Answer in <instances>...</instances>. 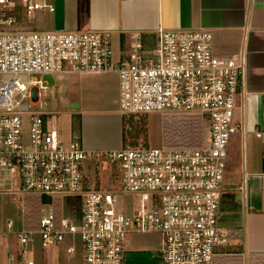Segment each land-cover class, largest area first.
<instances>
[{
    "label": "built area",
    "instance_id": "obj_1",
    "mask_svg": "<svg viewBox=\"0 0 264 264\" xmlns=\"http://www.w3.org/2000/svg\"><path fill=\"white\" fill-rule=\"evenodd\" d=\"M41 9L54 11L46 1L0 0V194L77 193L83 208L79 225L50 207L15 232L22 249L7 264H36L35 235L51 264L67 237L64 252L75 254L77 236L83 264H125L131 232L161 235L159 264H213L227 236L221 202L233 137L244 149L249 137L260 140L264 154V96L261 121L248 130L243 55L215 54L207 29L161 27L154 36L133 32L115 60L110 30L18 29L23 14ZM109 72L118 74L121 114L182 113L196 118L201 135L194 143L88 151L80 137L65 140L53 116L33 110L50 91L44 75ZM89 157L112 163L114 189L88 184ZM124 193L139 195L132 215L117 210Z\"/></svg>",
    "mask_w": 264,
    "mask_h": 264
},
{
    "label": "rangeland",
    "instance_id": "obj_2",
    "mask_svg": "<svg viewBox=\"0 0 264 264\" xmlns=\"http://www.w3.org/2000/svg\"><path fill=\"white\" fill-rule=\"evenodd\" d=\"M41 2L43 0H40ZM57 6L58 0H46ZM57 16L48 9L36 11L32 18L25 17V24L21 29L36 31H53L50 24L57 20ZM23 20V17H22ZM19 28V27H18ZM71 29H59L56 31H69ZM80 31H86L81 29ZM114 35V34H112ZM213 44V42H212ZM114 59L118 60L121 54V43L116 36L112 37ZM121 51V52H120ZM44 79L48 82L50 91L47 96L39 99L33 110L36 113L48 114L54 117L59 131L65 140L70 135L79 137V120L84 113L106 112L112 115L119 113V85L118 74L114 72L88 74H46ZM74 102V103H72ZM243 103V101H242ZM71 104H80V108H72ZM245 114L248 130L261 121L262 97L246 95L244 99ZM116 119V117H115ZM107 125H102L99 131L104 137H109L115 132L112 117L107 118ZM125 143L129 146L165 147L176 142L194 143L201 135V129L195 117L177 112H151L148 114H127L122 120ZM111 148L97 149L95 151H108ZM245 154V156H244ZM85 173L88 184L93 188L103 190L114 189L115 167L103 157H89L85 160ZM264 174V154L262 143L254 137L246 140V149L243 148L239 137H233L227 179L225 186L227 191L222 198V206L225 205L222 214V225L227 233L226 240L220 246V250L226 247L240 249L243 241V227L245 202L249 198L258 199ZM244 185V189L239 188ZM3 204V228L8 233L2 238L16 248L22 249L15 232L22 231L34 224L36 219L53 207L58 214L71 218L79 225L83 208L82 195L77 193L58 194L47 197V203L43 202L39 194H11L1 193ZM139 195L124 193L119 198L117 210L127 215H132L131 208L138 205ZM11 219L14 224L12 229L7 227V221ZM224 219V220H223ZM34 258L36 264H51L48 256L41 246V240L35 235ZM161 235L156 232H131L125 242L127 250L125 264H159L156 257L157 250L161 247ZM70 237L66 238L62 247L53 251L54 264H83L82 245L79 236L76 237V252L74 255H66L64 249L71 245ZM228 245V246H227ZM233 245V246H229ZM239 257V256H234ZM0 264H6L3 250L0 248ZM257 264H260L257 262Z\"/></svg>",
    "mask_w": 264,
    "mask_h": 264
},
{
    "label": "crops",
    "instance_id": "obj_3",
    "mask_svg": "<svg viewBox=\"0 0 264 264\" xmlns=\"http://www.w3.org/2000/svg\"><path fill=\"white\" fill-rule=\"evenodd\" d=\"M53 7L54 11H48L58 18L50 24L51 30H110L121 43L122 50L129 46L133 32L154 36L161 27L207 29L213 35L215 54L220 57L243 55L246 95L264 96V0H58L57 6ZM25 17L24 14L20 17V30H25L21 29ZM109 117H112L115 132L104 137L99 128L108 126ZM123 117L119 111L116 115L106 112L84 113L73 119L79 120L78 135L84 147L88 151H95L125 146ZM224 207L221 203V214L225 212ZM244 212L243 227H232L240 228L243 232L241 248L226 247L221 251L219 247L213 264H264V174L259 198H248ZM3 219L0 197V248L7 264L8 256L19 255L21 247L16 248L2 238L8 235L3 228Z\"/></svg>",
    "mask_w": 264,
    "mask_h": 264
},
{
    "label": "trees",
    "instance_id": "obj_4",
    "mask_svg": "<svg viewBox=\"0 0 264 264\" xmlns=\"http://www.w3.org/2000/svg\"><path fill=\"white\" fill-rule=\"evenodd\" d=\"M124 117H125V115H124ZM123 117V118H124ZM123 142H124V145H127L126 143H125V138L123 137ZM47 197L46 196H42V199H43V202L44 203H47V199H46Z\"/></svg>",
    "mask_w": 264,
    "mask_h": 264
},
{
    "label": "water",
    "instance_id": "obj_5",
    "mask_svg": "<svg viewBox=\"0 0 264 264\" xmlns=\"http://www.w3.org/2000/svg\"><path fill=\"white\" fill-rule=\"evenodd\" d=\"M71 107L72 108H79V104H72Z\"/></svg>",
    "mask_w": 264,
    "mask_h": 264
}]
</instances>
